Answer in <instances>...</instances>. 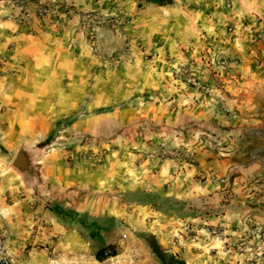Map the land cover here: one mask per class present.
<instances>
[{
  "label": "rangeland",
  "instance_id": "rangeland-1",
  "mask_svg": "<svg viewBox=\"0 0 264 264\" xmlns=\"http://www.w3.org/2000/svg\"><path fill=\"white\" fill-rule=\"evenodd\" d=\"M0 1L29 35L0 54V112L25 127L6 135L1 176L23 152L36 186L18 199L50 209L86 256L112 245L117 262L161 264L154 237L185 264H264V0Z\"/></svg>",
  "mask_w": 264,
  "mask_h": 264
},
{
  "label": "crops",
  "instance_id": "crops-1",
  "mask_svg": "<svg viewBox=\"0 0 264 264\" xmlns=\"http://www.w3.org/2000/svg\"><path fill=\"white\" fill-rule=\"evenodd\" d=\"M28 9L34 10L38 2L56 1L68 3L77 9L102 10L105 7L115 10V2L119 0H23ZM138 0H121L123 4L131 5ZM177 0L166 6H158L154 3H148L153 7V11L159 12L161 9L172 8L176 5ZM238 1V0H237ZM243 2V1H242ZM249 6L245 5L243 12L247 11ZM18 10L13 8L10 2L0 1V54H6L11 51H23L28 44L29 35L25 29L17 24L16 16ZM33 37V36H32ZM33 70L50 71V64L36 63ZM37 87H45L47 91L36 94V99L42 102L50 103V81L37 80ZM39 91V90H38ZM39 118L40 114L37 112ZM41 117L50 119V114H41ZM5 112H0V237H5L4 247L7 255L10 257L12 264H60L61 259L57 258L54 253L59 250L75 252L70 259L75 264H114L118 256H114L103 261H98L94 255L86 256V242L78 234H69L66 229L54 217H50V209L33 208L32 205H26L31 197L18 199V192L30 191L36 188L34 179L28 180V171L25 175L16 170L13 166L14 157L9 161L12 172L10 186L7 185L8 176H1L2 171H6L7 159L5 151L9 150L10 142H7V134H23L25 127L19 123L20 115L15 114L13 120H6ZM10 119V118H8ZM12 148V147H11ZM47 186L50 188V163L47 166ZM9 192L11 203H7L6 194ZM50 197V194H45ZM33 199H39L34 195ZM45 199V198H43ZM49 198H46L47 200ZM7 208V209H6ZM2 209V210H1ZM10 214V222L5 219L6 212ZM50 220L51 223L50 224ZM119 259V258H118ZM146 259V258H145ZM145 259H130L119 261L117 264H148ZM74 264V263H71Z\"/></svg>",
  "mask_w": 264,
  "mask_h": 264
},
{
  "label": "trees",
  "instance_id": "trees-1",
  "mask_svg": "<svg viewBox=\"0 0 264 264\" xmlns=\"http://www.w3.org/2000/svg\"><path fill=\"white\" fill-rule=\"evenodd\" d=\"M147 3H154L158 6H166L173 3V0H145ZM107 109H98V112L101 113ZM149 248L152 253L160 260L161 264H185V261L180 259L177 255H169L163 251L159 244L156 242L154 237H150L148 240ZM117 255L114 246L107 245L98 248L94 256L98 261H103L107 258L114 257Z\"/></svg>",
  "mask_w": 264,
  "mask_h": 264
},
{
  "label": "built area",
  "instance_id": "built-area-1",
  "mask_svg": "<svg viewBox=\"0 0 264 264\" xmlns=\"http://www.w3.org/2000/svg\"><path fill=\"white\" fill-rule=\"evenodd\" d=\"M11 3L20 10H23L25 8V5L22 1L11 0ZM4 243L5 237L0 238V264H12L10 257L6 253Z\"/></svg>",
  "mask_w": 264,
  "mask_h": 264
},
{
  "label": "water",
  "instance_id": "water-1",
  "mask_svg": "<svg viewBox=\"0 0 264 264\" xmlns=\"http://www.w3.org/2000/svg\"><path fill=\"white\" fill-rule=\"evenodd\" d=\"M12 166L22 174L28 171V159L23 152H19L17 154L12 163Z\"/></svg>",
  "mask_w": 264,
  "mask_h": 264
}]
</instances>
